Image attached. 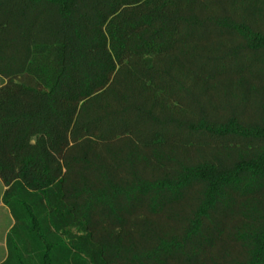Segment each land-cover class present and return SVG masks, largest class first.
I'll use <instances>...</instances> for the list:
<instances>
[{
    "label": "trees",
    "instance_id": "trees-1",
    "mask_svg": "<svg viewBox=\"0 0 264 264\" xmlns=\"http://www.w3.org/2000/svg\"><path fill=\"white\" fill-rule=\"evenodd\" d=\"M1 264H264V0H0Z\"/></svg>",
    "mask_w": 264,
    "mask_h": 264
},
{
    "label": "rangeland",
    "instance_id": "rangeland-1",
    "mask_svg": "<svg viewBox=\"0 0 264 264\" xmlns=\"http://www.w3.org/2000/svg\"><path fill=\"white\" fill-rule=\"evenodd\" d=\"M4 184L0 179V260L6 254V233L12 222L9 209L2 203Z\"/></svg>",
    "mask_w": 264,
    "mask_h": 264
},
{
    "label": "crops",
    "instance_id": "crops-1",
    "mask_svg": "<svg viewBox=\"0 0 264 264\" xmlns=\"http://www.w3.org/2000/svg\"><path fill=\"white\" fill-rule=\"evenodd\" d=\"M4 189H5V187H4ZM4 189H3V191H4ZM3 203V202H2ZM11 214V213H10ZM13 218H12V222H11V224H10V227H9V229L11 228V226H12V224H13ZM9 229H8V231H9ZM8 231H7V233H8ZM7 233H6V235H7ZM6 244V243H5ZM7 246H6V254L4 255V257L0 260V264L6 259V257H7Z\"/></svg>",
    "mask_w": 264,
    "mask_h": 264
}]
</instances>
